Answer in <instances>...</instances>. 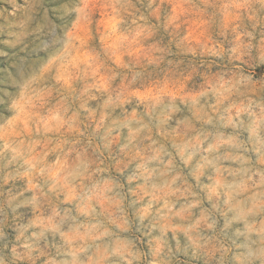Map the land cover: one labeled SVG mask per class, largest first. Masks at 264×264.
<instances>
[{
	"label": "rangeland",
	"instance_id": "obj_1",
	"mask_svg": "<svg viewBox=\"0 0 264 264\" xmlns=\"http://www.w3.org/2000/svg\"><path fill=\"white\" fill-rule=\"evenodd\" d=\"M0 264H264V0H0Z\"/></svg>",
	"mask_w": 264,
	"mask_h": 264
}]
</instances>
